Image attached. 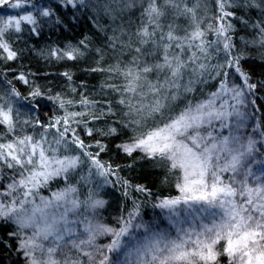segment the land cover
Returning <instances> with one entry per match:
<instances>
[{
	"label": "snow or ice",
	"instance_id": "6c2138e0",
	"mask_svg": "<svg viewBox=\"0 0 264 264\" xmlns=\"http://www.w3.org/2000/svg\"><path fill=\"white\" fill-rule=\"evenodd\" d=\"M214 3L215 13L207 16L206 0H58L73 10V20L82 13L115 22L138 8V24L134 31L121 25L119 34L113 29L110 58L94 50L95 66L84 71L103 78L100 100L83 93L68 98L30 84L25 73L0 79V223L12 227L0 236V264H20L13 253L24 264H222V258L264 264V116L256 104L264 79L253 80L233 41L236 20L254 33L241 38L244 47L264 55V0ZM244 8L262 15L250 23L234 10ZM5 9L16 14L0 15L3 63L18 59L9 39L19 38L23 25L39 36L46 18L63 24L56 9L34 0H0V12ZM90 43L85 37L53 47L47 57L80 61L93 51ZM61 75L73 79L68 71ZM213 81L214 91L189 98L197 85ZM18 82L29 86L27 95ZM97 121L107 127L90 126ZM80 132L94 142L86 143ZM97 136L119 140L114 149L131 158L129 169L144 160L165 169V179L175 176L178 195L152 205L166 210L168 228L158 217L145 220L135 200L113 224L100 222L106 185H118L125 198L129 189L153 193L101 159L108 145ZM93 177L103 179L93 183ZM53 181L64 187L52 191ZM102 237L106 243H98Z\"/></svg>",
	"mask_w": 264,
	"mask_h": 264
},
{
	"label": "trees",
	"instance_id": "16d2710c",
	"mask_svg": "<svg viewBox=\"0 0 264 264\" xmlns=\"http://www.w3.org/2000/svg\"><path fill=\"white\" fill-rule=\"evenodd\" d=\"M34 2L41 6H51L56 9V16L62 21V25H57L54 22L46 21L40 25V35L36 36L28 31L27 25H23L24 31L18 34H13V37L9 39V43L17 50L20 55L17 60L8 61L7 63L0 62V72H4L6 77H0L12 79L14 75L20 73L28 74L30 84L38 85L41 88H51L53 91L61 92L68 98L78 100L79 94L83 93L89 99L100 100L102 99V93L99 91V85L102 83L103 78L99 74H92L84 71L86 68L95 66L96 61V48H102L108 53L109 58L112 56V52L106 47L108 44L107 37L113 35V29L117 30L119 34V28L122 25L127 31H134L138 24L139 9H133L131 12H125L123 14V20L117 19L113 22L107 16H99L95 20L89 19L82 13H76L78 19L73 20V10L70 8H63L58 6V0H34ZM205 14L212 16L216 9L214 0H206ZM238 16H242L249 20L251 23L259 19L262 15L261 10L257 8H244L234 9ZM16 10L5 9L0 12V15H15ZM89 15H92L89 13ZM120 14L117 13V16ZM54 19V18H52ZM183 23V21H180ZM236 27V31L233 34V41L237 45V51L242 53L246 57V61H242L244 68L248 71L253 80L264 79V55L261 51L251 47H244L243 41L250 40L254 35L251 27L247 29L239 21L233 20ZM88 37L91 41L89 47L93 49L86 54L85 58L80 61H57L47 57L49 50L53 47H64L68 44H77L80 40ZM209 39H214L211 35ZM217 58L213 59L215 63ZM65 71L72 73L73 79L71 82L61 75ZM215 82L209 84L197 85V91L189 96V98L201 99L203 95L214 91L212 86ZM18 89L23 94L27 95L28 85L23 83H16ZM4 85H0L2 89ZM75 87L77 91L71 92V88ZM202 90V91H201ZM259 98L256 100L257 106L260 108V115L264 116V90H260L258 93ZM110 119V118H109ZM264 122V120H262ZM98 128H106L107 125L103 121H97L94 125H90ZM81 138L85 139L86 143H93L92 138L86 137L83 132H80ZM95 139H101L108 145V149L105 153H101V159L106 163H111L113 166L120 165L121 171L119 175L130 181L132 185L143 184L148 187L153 195L148 196L144 193H138L134 189H129V198H125L119 186L106 185L101 190V196L108 201V205L100 213V222L105 224H113L115 218L120 215L122 209H131L133 201L139 203L141 214L145 220H150L153 217H158L160 220V226H165L164 221H161L159 211L161 209L153 208L152 205L157 202L159 198L167 196L178 195L175 189V176L168 175L166 170L158 165H154L150 161L137 160L134 166L129 169L126 165L130 162L129 157L118 154L114 149V143H118L119 140H113L107 137L97 136ZM120 139H127V136L122 135ZM95 151V149H93ZM7 171V170H5ZM79 171V170H78ZM82 175H87L86 167L81 172ZM78 176L73 177L72 183L76 184ZM103 178L93 177V183L102 181ZM110 179H114L110 178ZM5 183L7 181H4ZM81 187V191L85 192L86 187ZM64 187L62 181H53L50 184V189L56 191L59 188ZM108 193V195H105ZM43 195H49L48 189L42 190ZM83 195L81 199H83ZM11 226H6L0 223V236L6 235L8 231H11ZM107 239V238H106ZM106 239L104 241H106ZM0 255H3L0 252ZM12 260L19 259L20 264H24L23 258L18 257L16 253L12 254ZM7 264H11L10 261ZM222 264H226V258H222Z\"/></svg>",
	"mask_w": 264,
	"mask_h": 264
},
{
	"label": "rangeland",
	"instance_id": "374dc122",
	"mask_svg": "<svg viewBox=\"0 0 264 264\" xmlns=\"http://www.w3.org/2000/svg\"><path fill=\"white\" fill-rule=\"evenodd\" d=\"M159 215H160V219H161V221H164L165 223H164V225L165 226H162L161 228H168L169 227V224H168V220H167V218H166V210H160L159 211ZM172 235H175V231L173 230L172 231ZM106 239V237H102V238H100V240H98V243H106L107 242V239H106V241H104Z\"/></svg>",
	"mask_w": 264,
	"mask_h": 264
}]
</instances>
